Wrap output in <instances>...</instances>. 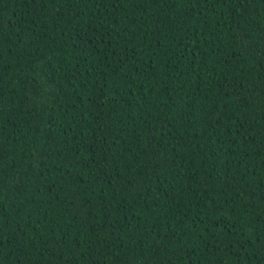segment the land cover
<instances>
[{
    "label": "trees",
    "instance_id": "trees-1",
    "mask_svg": "<svg viewBox=\"0 0 264 264\" xmlns=\"http://www.w3.org/2000/svg\"><path fill=\"white\" fill-rule=\"evenodd\" d=\"M0 264H264V0H0Z\"/></svg>",
    "mask_w": 264,
    "mask_h": 264
}]
</instances>
